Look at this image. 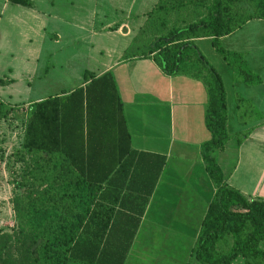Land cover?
Wrapping results in <instances>:
<instances>
[{"label": "trees", "instance_id": "16d2710c", "mask_svg": "<svg viewBox=\"0 0 264 264\" xmlns=\"http://www.w3.org/2000/svg\"><path fill=\"white\" fill-rule=\"evenodd\" d=\"M7 1L24 8L32 5L30 0ZM251 20L264 21V0H157L131 39L132 51L127 54L125 50L121 56L150 57L164 75L185 76L204 85L203 121L209 139L200 144L199 154L214 193L191 250L192 264H264L260 248L264 201L246 200L228 187L211 155L229 138L224 89L218 73L193 43L196 38H209L213 51L235 70L234 80L258 85L259 76L245 68L241 54L219 44V38ZM236 62L244 69L236 68ZM81 74L83 85L67 94L21 105L22 134L16 158L21 171L13 182L20 193L11 199L16 228L10 234L0 230V264L123 263L132 232L113 240L112 249L107 246L111 223L104 221L99 233L88 234L80 228L96 225L82 219L95 199V187L107 180L114 167L135 169L142 166L141 158L148 157L139 175L144 206L164 158L130 148L111 71L98 76L86 70ZM16 107L0 99V121L17 118L22 109ZM239 137L236 134L237 143ZM111 148L116 153L113 157ZM106 166L113 169L96 174Z\"/></svg>", "mask_w": 264, "mask_h": 264}, {"label": "crops", "instance_id": "0c3cea01", "mask_svg": "<svg viewBox=\"0 0 264 264\" xmlns=\"http://www.w3.org/2000/svg\"><path fill=\"white\" fill-rule=\"evenodd\" d=\"M110 1L115 3L113 8L115 18H107L94 10L88 13L90 18L85 17L88 24L93 26L75 21L76 15L71 11L68 12V18L63 16L60 18L53 12L48 14V19L53 27L55 24L63 23L84 33L78 41L86 49L87 45L89 48L95 46L93 50L96 59L91 62L92 70L86 71L94 76L107 70L111 71L122 104L130 148L136 152L164 158L162 168L144 206L140 186L142 177L139 175L144 173L142 169L148 164V157L141 158L142 166H136L135 169L128 166L122 168L116 166L113 169L110 166L113 171L105 182L95 187L94 204H90L82 219L83 223L90 225L93 222L96 226L80 228L81 232L88 234L99 233L100 224L104 221L110 222L107 237L111 244L107 246L112 249L115 247L112 244L113 240L123 237L122 233L132 232V239L122 264H147L143 262V258L150 252L153 233L158 230L160 233L157 236L162 238L164 243L165 239L169 238V233L182 240L187 239L186 251L192 252L200 222L213 196L214 187L199 154L200 144L209 139L203 121L206 93L204 85L199 80L164 75L150 57L122 59L121 54L125 45L134 35L132 23L139 20L140 27L145 19V13L157 0H143L142 4L145 3L142 5L143 10L135 12L133 21L130 20V13L134 0ZM84 14L86 16V12ZM37 20L38 16L34 15L35 27ZM258 21L260 20L247 21L241 28L219 38V43L225 50L243 53L248 62L255 65L257 70L253 66L249 67H252L254 73H258L261 80L260 84L255 86L234 82L235 102L236 98L239 99L237 115H231L228 110V95L220 71L206 58V54L210 59L215 54L211 47L205 45H210V39L196 38L193 43L220 76L225 97V128L227 134L233 136V138L229 136L224 146L211 155L228 187L237 190L246 200L264 201V31L256 24ZM49 36L55 45L59 39L57 31L52 30ZM106 37L110 38V47L104 43ZM83 57L86 60L89 55L85 54ZM216 63L220 68L223 67V63L217 60ZM82 82L81 79L76 87L82 86ZM73 89L70 88L68 92ZM68 92H58L51 96L65 95ZM43 98L45 96H40L35 101ZM28 103L31 102L22 105L26 106ZM237 133L240 134L238 143ZM112 141L110 136V142ZM115 155L111 148L110 157ZM188 155L195 162L186 168L184 173L183 159ZM171 161L173 164H170ZM110 167L99 168L95 172L100 175ZM164 243L160 244L164 246ZM260 246L264 249V242ZM159 251L161 250H156L155 254L160 253ZM153 263L158 262L149 264Z\"/></svg>", "mask_w": 264, "mask_h": 264}, {"label": "rangeland", "instance_id": "374dc122", "mask_svg": "<svg viewBox=\"0 0 264 264\" xmlns=\"http://www.w3.org/2000/svg\"><path fill=\"white\" fill-rule=\"evenodd\" d=\"M30 1L31 7L24 8L9 3L7 0H0V81L3 82V84H0V99L8 106H17V111L22 109L21 105L25 102L35 101L40 96L48 97L58 92H68L70 88H76L81 82V73L86 69L92 70L93 65H91V62L96 59L93 50L95 46L89 48L87 45L88 49H86L78 41L84 33L78 32L71 26L67 27L63 23L55 24L53 27L48 19L49 13L56 12L55 15L60 16V18H68V12L71 11L76 15L74 20L85 22L86 26H93L88 24L86 18H90L88 13L94 10L97 13L101 12L107 18H115L116 16L113 13L115 3L110 0ZM142 1L134 0V6L130 13L131 21H133L137 10H143L142 5L145 3L142 4ZM34 15L38 16L36 27L34 25ZM138 22L139 20H136L132 23L134 26L133 37L140 28L138 25L141 21ZM256 24L262 27L264 31V21H258ZM54 29L59 35L55 45L52 42L53 39L49 36V33ZM104 41L110 47V38L106 37ZM219 44L224 49L221 43ZM205 45L208 48L211 47L209 44ZM125 46L122 54L125 50L129 54L132 47H134L131 40ZM102 48L105 49L104 46ZM85 54L89 55L86 60L83 57ZM240 54L241 59L245 62V68L254 73L252 67L249 66L256 68L255 65L248 62L243 53ZM213 55L210 59L206 54V58L220 71L228 95V110L231 115H237L239 111L236 109L233 92L234 82L236 81L233 78L235 70L216 53ZM216 60L223 63L222 68L217 65ZM238 66H241V64L236 62V68ZM244 66H241L242 69H244ZM5 81L7 82L4 84ZM21 117H23V109L21 114L17 115V118L0 121V230L7 234H10L16 228L11 199L14 194L20 193V190H14L13 182L18 180L21 171V166L16 163L22 134ZM229 136L233 138L232 135ZM194 162L189 158V155L186 156L183 159L182 171L185 173L186 168H189ZM170 164H173V161ZM159 233V230L153 233L154 238L151 239L150 252L145 254V257L143 256L144 263L149 264L157 261L158 263L153 264H191L193 256L192 252L186 251L187 239H184V241L167 231L169 238L165 239L166 244L162 238L158 237ZM161 233H163V230ZM160 243L165 245L163 246ZM168 247L172 249L169 250ZM260 248L263 249L261 246ZM156 250L161 251L155 254ZM135 256L137 255H133V257ZM67 264L76 263L68 262Z\"/></svg>", "mask_w": 264, "mask_h": 264}]
</instances>
